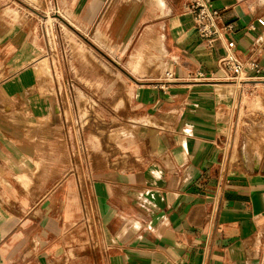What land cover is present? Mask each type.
<instances>
[{
    "label": "crops",
    "instance_id": "crops-1",
    "mask_svg": "<svg viewBox=\"0 0 264 264\" xmlns=\"http://www.w3.org/2000/svg\"><path fill=\"white\" fill-rule=\"evenodd\" d=\"M106 1L90 0L86 21ZM209 1L219 26H233L224 38L237 57L264 69V0ZM121 3L108 19L122 11L127 27L110 50L124 53L141 21L149 36L128 74L174 76L137 88L127 125L141 161L123 172L99 170L93 125L89 134L80 118H44L47 59L29 31L0 24V264H264V173L232 160L227 129L240 85L232 90L219 63L221 43L208 49L198 37L188 0Z\"/></svg>",
    "mask_w": 264,
    "mask_h": 264
},
{
    "label": "rangeland",
    "instance_id": "rangeland-1",
    "mask_svg": "<svg viewBox=\"0 0 264 264\" xmlns=\"http://www.w3.org/2000/svg\"><path fill=\"white\" fill-rule=\"evenodd\" d=\"M79 2L0 0V24L29 31L39 50V59H47L48 74L38 91L49 102L44 118H65L68 126L74 125L73 118H80L83 131L89 130V134L93 125L97 132L93 136L98 143L99 170L109 168L123 172L131 163L141 161L135 146L137 129L127 125L137 114L131 105L134 94L139 86L164 80L165 75L128 74L126 61L142 43L143 36L148 35L141 21L135 25L126 51L123 53L119 48L112 52L110 48L121 44L119 33L127 27L122 11L115 12L112 21L108 19L116 0H107L90 22L85 19L90 0L78 9L77 15L66 14L67 9H75ZM121 5H127V0H122L118 6ZM6 9L14 10L16 17L5 15ZM96 31L100 32L98 39ZM75 49L84 51V55ZM246 79L240 83L227 129L236 140V156L232 160L264 173V80ZM236 87L238 85L232 88L235 92ZM127 88L133 92L131 99L126 97ZM120 98H123L122 105H118ZM121 130L131 135L121 136ZM117 144L126 148L121 149ZM252 155L258 159L255 166L250 162Z\"/></svg>",
    "mask_w": 264,
    "mask_h": 264
},
{
    "label": "built area",
    "instance_id": "built-area-1",
    "mask_svg": "<svg viewBox=\"0 0 264 264\" xmlns=\"http://www.w3.org/2000/svg\"><path fill=\"white\" fill-rule=\"evenodd\" d=\"M187 13L191 16L198 37L204 41L208 49H212L216 42L221 43L224 54L219 63L227 72L229 80L240 85L246 78V80H256L264 73V69L256 61L242 62L237 57L234 42L224 38V31L233 30V26L230 24L225 27L219 26L220 12L211 6L209 0H188ZM259 23L264 26L262 21ZM248 72H252L253 76H247ZM198 77L202 78L203 74H198ZM173 78V73L169 71L165 75L162 86Z\"/></svg>",
    "mask_w": 264,
    "mask_h": 264
},
{
    "label": "bare ground",
    "instance_id": "bare-ground-1",
    "mask_svg": "<svg viewBox=\"0 0 264 264\" xmlns=\"http://www.w3.org/2000/svg\"><path fill=\"white\" fill-rule=\"evenodd\" d=\"M239 85V84H236ZM252 164L255 166L258 163V159L257 158H253V160H251Z\"/></svg>",
    "mask_w": 264,
    "mask_h": 264
}]
</instances>
